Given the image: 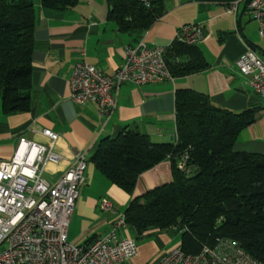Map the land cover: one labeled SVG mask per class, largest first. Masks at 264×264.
<instances>
[{
	"label": "crops",
	"instance_id": "0c3cea01",
	"mask_svg": "<svg viewBox=\"0 0 264 264\" xmlns=\"http://www.w3.org/2000/svg\"><path fill=\"white\" fill-rule=\"evenodd\" d=\"M31 2L36 24L30 108L22 113H4L0 92V162L11 159L20 138L47 146L49 139L41 134L43 130L57 135L54 151L62 158L57 165H47L43 178L48 183H54L73 165L76 154H85L84 184L70 219L69 243L89 244L110 231L111 216L100 211L101 199H108L124 213L133 197L171 182L172 163L166 159L138 176L131 196L100 174L91 158L101 139L114 138L123 131L144 134L156 144L172 143L177 90L200 93L211 105L234 113L257 108L256 120L238 134L233 149L264 156V98L248 87L236 67L249 48L264 61V38L258 36V24L243 3L235 13H227L220 1L170 0L167 4L162 0V16L147 31L135 35L120 31L107 18L105 0H78L74 7L59 12L42 9L40 0ZM184 25L201 27L202 39L196 46L207 69L144 86L124 83L107 119L99 118L95 104L78 106L70 99L69 77L77 62L83 60L105 75H113L122 64L126 46L143 38L147 44L167 47ZM128 230L123 232L133 239ZM164 232L144 234L155 237L136 244L137 256L125 264H153L167 250ZM120 235L126 237L122 232Z\"/></svg>",
	"mask_w": 264,
	"mask_h": 264
},
{
	"label": "trees",
	"instance_id": "16d2710c",
	"mask_svg": "<svg viewBox=\"0 0 264 264\" xmlns=\"http://www.w3.org/2000/svg\"><path fill=\"white\" fill-rule=\"evenodd\" d=\"M78 0H40L41 8L64 11ZM107 18L118 29L140 35L163 14L162 0H105ZM36 9L31 0H0V92L4 113L30 108V74ZM165 59L173 77L207 69L196 45L175 39ZM257 108L234 113L211 105L190 90L175 94L177 141L156 144L141 133L123 131L100 140L91 158L96 170L129 195L138 176L163 160L172 163L170 183L133 197L124 211L137 239L175 227L180 247L197 253L217 239L236 242L264 264V156L233 149L238 134L257 118Z\"/></svg>",
	"mask_w": 264,
	"mask_h": 264
},
{
	"label": "built area",
	"instance_id": "2783aa9c",
	"mask_svg": "<svg viewBox=\"0 0 264 264\" xmlns=\"http://www.w3.org/2000/svg\"><path fill=\"white\" fill-rule=\"evenodd\" d=\"M141 1L149 6L147 0ZM214 1L223 2L227 13H235L243 3L258 24V36L264 38V0ZM201 39L199 25L181 26L175 37L186 45H197ZM167 48L140 38L124 48L122 64L113 75L83 60L77 62L69 77L70 99L78 106L93 103L99 118H109L122 84L144 86L173 80L165 59ZM236 67L248 87L264 98V61L258 54L247 49ZM41 134L49 139L47 146L20 138L11 159L0 162V264H125L136 257L135 240L120 235L127 229L124 213L105 198L99 201V209L111 216L110 231L89 244L68 242L70 219L84 184L85 154H76L73 165L50 184L43 178L46 167L62 158L54 151L57 135L50 130ZM153 264L261 263L236 242L217 239L213 245L203 244L195 254L185 253L178 245Z\"/></svg>",
	"mask_w": 264,
	"mask_h": 264
},
{
	"label": "rangeland",
	"instance_id": "374dc122",
	"mask_svg": "<svg viewBox=\"0 0 264 264\" xmlns=\"http://www.w3.org/2000/svg\"><path fill=\"white\" fill-rule=\"evenodd\" d=\"M169 1L170 0H166L165 3L168 4ZM124 232L122 231V234L127 237V233H124ZM129 232H130V236L133 237V239L135 240V242H136L137 245H139V244H141L143 242H146L147 240H151V239H153L155 237L154 235H150V236H141V237H139L137 239V237H135L134 234L131 231H129ZM163 238L164 239H167V244L165 245V246H167V250L164 251V253L161 254L156 260H158L162 255H164L169 250H171L174 247L178 246L180 244V240H181L180 233L179 232H176V231H171V230L165 231L164 234H163Z\"/></svg>",
	"mask_w": 264,
	"mask_h": 264
},
{
	"label": "bare ground",
	"instance_id": "6f19581e",
	"mask_svg": "<svg viewBox=\"0 0 264 264\" xmlns=\"http://www.w3.org/2000/svg\"><path fill=\"white\" fill-rule=\"evenodd\" d=\"M88 104H90V103H88ZM91 104H93V103H91Z\"/></svg>",
	"mask_w": 264,
	"mask_h": 264
}]
</instances>
